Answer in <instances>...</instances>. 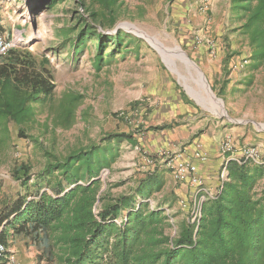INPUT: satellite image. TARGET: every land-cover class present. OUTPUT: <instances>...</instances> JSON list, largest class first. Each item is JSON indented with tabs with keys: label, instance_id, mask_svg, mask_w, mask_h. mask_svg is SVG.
<instances>
[{
	"label": "rangeland",
	"instance_id": "rangeland-1",
	"mask_svg": "<svg viewBox=\"0 0 264 264\" xmlns=\"http://www.w3.org/2000/svg\"><path fill=\"white\" fill-rule=\"evenodd\" d=\"M8 1L14 9L12 19L5 18L8 38L14 25L20 28L11 50L24 58L30 54L39 69L50 72L55 88L48 104L34 105L35 120L24 128L31 137L20 136L14 123L8 125V137L0 132V211L25 194L24 186L13 175L19 165H30L37 173L46 163V152L64 158L74 150L101 144L110 133L126 132L134 135L137 145L124 142L118 146L117 159L101 172L103 189L114 195L129 193L151 174L148 158L154 159L165 185L150 199L151 207L161 204L166 209L175 232L182 220L192 216L194 196L182 194L181 183L166 166L164 153L185 149L173 142L194 125L191 121L196 110L205 108L210 121L225 119L220 111L225 114L222 110H226V122L246 126L244 139L249 137V145H256L259 133L264 135V64L258 69L250 67V61L238 69L230 66V61L242 63L250 48L234 30L237 22L230 17L229 0H121L116 28L130 33L132 44L100 70L95 64V37L88 39L80 55L73 54L72 44L64 45L66 37L75 36L84 25L81 16L89 19L76 0ZM116 28L100 30L114 36ZM196 35L216 43H224L226 38V78L220 77L215 86L194 53ZM112 48L110 44L106 56ZM181 52L200 67L216 97L201 86L194 71H189ZM215 88L226 93V104L218 100L225 98ZM66 95L81 96L69 127L56 122V110ZM179 104H186L187 111ZM170 122L176 123L173 132L153 127ZM263 186L264 181L259 188Z\"/></svg>",
	"mask_w": 264,
	"mask_h": 264
},
{
	"label": "trees",
	"instance_id": "trees-1",
	"mask_svg": "<svg viewBox=\"0 0 264 264\" xmlns=\"http://www.w3.org/2000/svg\"><path fill=\"white\" fill-rule=\"evenodd\" d=\"M76 1L89 19L81 16L84 25L75 36H67L64 45L72 44L73 54L80 55L95 37L100 70L132 44V35L121 29L114 36L100 30L116 28L121 0ZM229 1L230 17L237 22L234 30L250 48L246 59L258 69L264 64V0ZM110 44L112 52L106 56ZM54 88L50 72L39 69L30 54L24 58L10 50L3 56L2 135L8 137V125L14 123L20 136L31 137L24 128L35 120L34 105L48 104ZM80 98L66 95L56 110V122L71 126ZM32 141L39 144L35 137ZM124 142L137 145L131 133H110L101 144L64 158L46 152V163L37 173L27 164L15 168L13 175L25 194L0 211L1 241L9 245L15 235L28 237L39 250V260L52 264H264V186L259 188L263 167L229 161L221 192L202 203L197 221L184 219L172 232L166 209L150 203L165 185L162 174H147L129 193L114 195L103 189L101 172L111 167Z\"/></svg>",
	"mask_w": 264,
	"mask_h": 264
},
{
	"label": "crops",
	"instance_id": "crops-1",
	"mask_svg": "<svg viewBox=\"0 0 264 264\" xmlns=\"http://www.w3.org/2000/svg\"><path fill=\"white\" fill-rule=\"evenodd\" d=\"M11 1V0H10ZM4 3L7 5L5 6ZM0 7L3 12L4 17L6 14H10L13 12L14 9H12L13 4L9 3L7 0H0ZM229 10V9H228ZM6 18V17H5ZM5 29V27H4ZM19 27L13 26L9 31V34L11 37L13 35H19ZM6 37H8L7 33L8 31L5 30ZM222 34V33H220ZM224 34V32H223ZM226 38L224 40V43H216L215 49L213 50V53L209 50V47L207 45L202 46H195L194 53L199 58V61L201 64H203L207 70L208 78L210 82H212V86H215V83L219 80V78H226ZM249 48V47H248ZM248 53V57L250 55V52ZM246 56V57H247ZM206 62V63H203ZM206 64V65H205ZM217 86V85H216ZM214 88V87H213ZM216 90V88H215ZM219 91V90H216ZM220 92V91H219ZM209 95V94H208ZM219 95L224 96V101L226 104V93ZM222 100V99H221ZM180 108L184 111H187V108L185 107L186 104H179ZM149 107L154 109L155 106L152 104H149ZM197 111V115H195L193 118L195 120L191 121L192 125L189 129V131L183 135L176 136V139H174V144L179 147H184L185 150H187V153H191L193 151L195 144L197 142H200L203 144L204 149L208 152L209 157L207 160H196L194 161L197 163L199 168V173L201 174L204 185L206 187L207 192H215L221 185L222 181V174H228V171H224V166L226 163V155L222 154L220 152V143L227 137H231L235 144V151L234 154L236 157H239L241 155V149L244 146L249 145V137H245V130L246 126H234L231 124V120H227L226 122V110H222L225 112V114H222L220 111L221 116L225 117L223 120H209L206 116L205 108H199ZM184 113V112H183ZM182 113V114H183ZM165 119V118H164ZM160 121V120H158ZM166 124L165 126H153L156 129L161 128H167L168 131H174L176 123ZM186 127L188 124L185 125ZM258 142H255L257 146H259L264 151V135L263 133H259L257 135ZM252 144V143H251ZM253 145V144H252ZM252 163V162H251ZM256 165L255 163H252ZM259 166V165H258ZM262 167V166H261ZM264 168V167H263ZM156 172V168L154 170ZM172 173V172H171ZM181 188L183 189V193L186 196L189 194L190 197L195 196L196 187L192 186L188 183H181ZM2 228H0L1 232ZM26 242H30V245H27ZM9 252L16 255V257L23 263V264H43L44 261H40L38 254L39 250L38 248L28 240V237H25L23 235H15L10 240V244L7 245Z\"/></svg>",
	"mask_w": 264,
	"mask_h": 264
},
{
	"label": "built area",
	"instance_id": "built-area-1",
	"mask_svg": "<svg viewBox=\"0 0 264 264\" xmlns=\"http://www.w3.org/2000/svg\"><path fill=\"white\" fill-rule=\"evenodd\" d=\"M1 5V4H0ZM14 13L6 14L7 17L12 19ZM5 16V17H6ZM5 17L0 7V58L5 56L11 48L16 44V37L13 35L11 38L6 37L5 33ZM18 41H21L19 39ZM193 41L196 46L207 45L209 50L213 53L215 49L216 42L208 37L196 35L193 36ZM248 60L245 58L242 63L237 61H232L231 67L233 69H238L241 65L243 66L247 63ZM220 152L226 155V163L224 166V171L227 169V164L229 161H235L238 163L243 162H252L256 165L264 167V151L257 145H247L241 149V155L236 157L234 154L235 144L233 140L227 136L220 143ZM187 150H183L182 152L172 154L169 151L164 153L166 166L171 170L174 179L179 183H188L192 186L196 187L195 196H194V207L192 213V220L197 221L201 216V205L207 199L215 198L222 190L224 181L226 180L227 174H222V183L215 192H207L206 187L204 185V180L199 173V168L196 160H207L209 157L208 152L204 149L203 144L197 142L195 147L191 153H187ZM148 164L151 167L150 173H153L156 168V162L152 158H148ZM0 264H23L15 254L9 252L8 247L5 243H3L0 239Z\"/></svg>",
	"mask_w": 264,
	"mask_h": 264
},
{
	"label": "water",
	"instance_id": "water-1",
	"mask_svg": "<svg viewBox=\"0 0 264 264\" xmlns=\"http://www.w3.org/2000/svg\"><path fill=\"white\" fill-rule=\"evenodd\" d=\"M119 29H120V27L118 26V27L116 28V30H119ZM184 53H185V52H184ZM185 55L187 56L188 62H185V61L183 60V58H182V61L186 64V66L188 67L189 71H194L195 74H196V76H197V78H198V80H199V82H201V86H202L204 89L208 90V92L211 93L213 96H215V94H213L211 88L209 87V85H208V83H207V80H206V78H205V75H204L203 71L200 69V67H199L194 61H192V60L188 57V55H187L186 53H185ZM215 97H216V96H215ZM218 100H219L220 102H222L221 99L218 98Z\"/></svg>",
	"mask_w": 264,
	"mask_h": 264
},
{
	"label": "bare ground",
	"instance_id": "bare-ground-1",
	"mask_svg": "<svg viewBox=\"0 0 264 264\" xmlns=\"http://www.w3.org/2000/svg\"><path fill=\"white\" fill-rule=\"evenodd\" d=\"M181 53H182V52H181ZM182 57L185 58V60H187L186 55H184L183 53H182Z\"/></svg>",
	"mask_w": 264,
	"mask_h": 264
}]
</instances>
